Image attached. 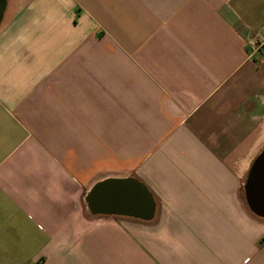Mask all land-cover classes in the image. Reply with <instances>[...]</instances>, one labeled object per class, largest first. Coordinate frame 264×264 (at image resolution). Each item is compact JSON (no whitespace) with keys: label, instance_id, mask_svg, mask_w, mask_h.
Listing matches in <instances>:
<instances>
[{"label":"crops","instance_id":"crops-1","mask_svg":"<svg viewBox=\"0 0 264 264\" xmlns=\"http://www.w3.org/2000/svg\"><path fill=\"white\" fill-rule=\"evenodd\" d=\"M264 0H0V264H264ZM133 177L151 220L92 215Z\"/></svg>","mask_w":264,"mask_h":264},{"label":"water","instance_id":"water-1","mask_svg":"<svg viewBox=\"0 0 264 264\" xmlns=\"http://www.w3.org/2000/svg\"><path fill=\"white\" fill-rule=\"evenodd\" d=\"M246 206L251 214L264 219V150L254 161L243 186ZM92 215L124 216L143 221L152 219L155 202L147 187L133 177L105 179L86 194Z\"/></svg>","mask_w":264,"mask_h":264},{"label":"built area","instance_id":"built-area-1","mask_svg":"<svg viewBox=\"0 0 264 264\" xmlns=\"http://www.w3.org/2000/svg\"><path fill=\"white\" fill-rule=\"evenodd\" d=\"M248 47V54L250 57H255L264 46V41L258 40L256 38H249L246 41Z\"/></svg>","mask_w":264,"mask_h":264},{"label":"trees","instance_id":"trees-1","mask_svg":"<svg viewBox=\"0 0 264 264\" xmlns=\"http://www.w3.org/2000/svg\"><path fill=\"white\" fill-rule=\"evenodd\" d=\"M259 156V155H258ZM257 159V158H256Z\"/></svg>","mask_w":264,"mask_h":264}]
</instances>
